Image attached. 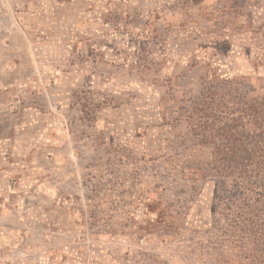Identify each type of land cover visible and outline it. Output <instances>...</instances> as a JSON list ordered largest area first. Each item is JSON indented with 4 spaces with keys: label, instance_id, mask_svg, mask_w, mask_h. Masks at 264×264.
Instances as JSON below:
<instances>
[{
    "label": "rangeland",
    "instance_id": "374dc122",
    "mask_svg": "<svg viewBox=\"0 0 264 264\" xmlns=\"http://www.w3.org/2000/svg\"><path fill=\"white\" fill-rule=\"evenodd\" d=\"M226 79L264 0H0V264H241L186 121Z\"/></svg>",
    "mask_w": 264,
    "mask_h": 264
},
{
    "label": "trees",
    "instance_id": "16d2710c",
    "mask_svg": "<svg viewBox=\"0 0 264 264\" xmlns=\"http://www.w3.org/2000/svg\"><path fill=\"white\" fill-rule=\"evenodd\" d=\"M236 82L210 83L190 102L186 121L194 141L212 150L207 171L221 181L214 197H226L220 201L239 235L233 244L240 263L264 264V97L249 96Z\"/></svg>",
    "mask_w": 264,
    "mask_h": 264
}]
</instances>
